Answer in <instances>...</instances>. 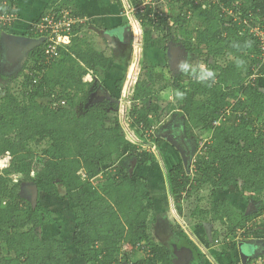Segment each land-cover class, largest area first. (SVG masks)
<instances>
[{"label":"trees","instance_id":"16d2710c","mask_svg":"<svg viewBox=\"0 0 264 264\" xmlns=\"http://www.w3.org/2000/svg\"><path fill=\"white\" fill-rule=\"evenodd\" d=\"M174 1L180 4L181 14L147 9L138 17L143 28H151L164 41L167 63L175 40L185 54L205 57L217 76L211 88L186 77L193 101L185 135L192 138L197 132L201 139H209L194 161V173L183 162L167 172L170 193L182 212L184 203L200 191L211 190L210 209L197 207L193 217L226 226L229 243L224 239L222 249L235 251L239 231H248V235L264 231V227L256 228L257 220L264 224L263 211L240 213L225 200H217L220 190L233 185L251 203L264 196V85H260L264 63L258 71L261 78L249 81L254 67L262 62L253 57L261 51L260 40L251 30H264V0L168 3ZM73 6L74 0H52L49 9L52 13L70 9L82 18ZM6 12L16 14L8 7L1 9ZM80 28L74 27L69 44L59 49L56 58L47 59L43 44L33 48L19 87H5L0 98V163L5 164L0 166V264H71L63 239L41 232L54 228L60 215L26 197L25 185L35 188L39 196L66 203L73 216V244L85 264H120L119 257L131 264L136 251H143L144 257L133 264H172L170 248L157 243L151 233L158 215L147 180L130 174L134 159L147 167L157 157L139 151L127 140L116 115L118 103L109 99L112 96L101 88V82H84L89 71L99 74L107 70L110 58L82 41ZM4 29L12 30L11 26ZM25 36L36 38L29 26ZM246 41H251V48L232 47ZM229 54L244 59L245 68H237ZM158 66L150 65L147 78L139 79L134 87L130 126L141 138L152 124L149 115L157 84L163 83L162 88L169 84L163 74L154 73ZM168 72L173 80L169 85L183 91V83L173 76L170 65ZM122 87L123 81H117L116 88ZM100 91L102 102L91 103ZM168 110L176 112L177 103H171ZM226 110L230 115L221 120ZM218 121L221 123L216 125ZM153 140L159 150L166 142L159 134ZM193 145L198 146L197 139ZM12 176L21 179L14 181ZM179 236L193 244L183 231Z\"/></svg>","mask_w":264,"mask_h":264},{"label":"rangeland","instance_id":"374dc122","mask_svg":"<svg viewBox=\"0 0 264 264\" xmlns=\"http://www.w3.org/2000/svg\"><path fill=\"white\" fill-rule=\"evenodd\" d=\"M17 1L18 0H0V12H1V9H5L7 7L13 10L15 9L17 10V5H18ZM24 1L25 2L27 1V4H28V3H31L32 0H24ZM216 1L217 0H215V2ZM154 2L156 5L155 6L156 8L154 10L155 12H163V13L165 12L166 14L168 15L171 14L173 16H177L182 13L181 9L179 8L180 4L176 3V1H174V3L172 4H169L168 0H154ZM117 3L120 7L121 13L124 14V18L127 20L131 12L129 11L127 12V10L124 8V3L122 0H117ZM136 5L137 3L134 5L135 8H137ZM43 14L46 15L47 12H44ZM230 14H231L230 19H234L233 14L232 13ZM40 15H38L37 18ZM36 20L37 19H35L34 21ZM34 21H32L30 25ZM17 23H19V21ZM17 23H14L13 26H11V29L12 30L14 29V32L12 33H11L12 30L7 32L5 29L3 30V28L5 27H0V98L3 97L4 95L5 87H8V86L12 88L19 87L24 77L23 74L25 73V69H26L25 66L28 61L29 51H31L30 49L25 54V56L19 60L14 59V61L16 62L11 63L13 64L12 67L9 65V62L7 60V48L8 47H7V44L3 41L2 36L4 34H14V35L25 36L26 34L23 31H21L20 28L18 29L16 28V27H19ZM196 23H197V20L196 21L194 20L193 24H196ZM150 26L151 25H149V27ZM132 27L133 26H131V29ZM141 33H142L141 35H143L144 37V40H142L144 42L143 54L145 53L146 55L148 53V56L153 58L151 61H148L146 63L143 61L144 64L143 63L141 64L140 62L142 44L140 43V46H139V44L134 43V38L132 36H131L132 41L130 40V37H128L129 42L127 40L123 44L125 49L127 48V50L132 51L131 52L132 54L129 51V56H127V58L124 57L122 61H119L114 58L116 57L115 54L117 52H118L117 54H119L121 50L117 48L115 49V47L110 46L109 43L103 44L101 42L103 47L106 48L105 53L109 57H112L111 59H113V65H116V66L112 67L111 69L112 73L108 75H106L107 71H103V72L100 71L98 80L101 82L106 92L110 96H112L109 99H111L112 101L114 100L115 102L117 101L118 103L117 111L118 112L116 115L120 117V121H121V115H122L120 113V110L122 109V111H126L127 113L129 112L130 114V112L132 111L134 107V104L132 102L133 93H127V95L126 94L124 95V92H122L125 82L127 81V74H128V73L124 74V72H126L128 68H130V66L132 69L134 64L135 63L137 64V74L134 77L133 86L139 79L147 78L148 69L154 59H158L156 60L157 61L156 65H162L160 66L162 68L157 69L159 67L158 66L156 68L158 71L155 70L154 73H157V72L159 73V70H160V72L164 75V77L169 81V84L173 81L168 72L169 65L172 64V62H170L169 64L164 58L166 57L165 56L166 54L163 52L164 45L162 42L164 41L161 39V37L157 35L155 36L156 33L152 32L151 28L149 31L148 29H145L142 27ZM92 40H89L87 37L85 38L86 43H89L92 47L97 46L98 40L95 41L96 44ZM126 43H127V47L125 46ZM132 46L133 48L129 49ZM171 48L174 54L181 53V56L178 57V61L181 60L182 57L183 58L190 57L193 60L202 61L204 63L206 61L205 57L195 56L191 54L184 55V52H182L183 51L182 45L180 43H177L175 40L171 42ZM174 58H177V56L175 55ZM136 59L138 61H136ZM173 64H176V63L173 61ZM223 64L224 62H222V65ZM144 65H146L145 67L147 66L149 67L146 69H143ZM212 65H213V62H211L210 67H212ZM173 76L176 78L177 81H180L183 83V87H184L183 91H185L186 95L189 96V99H188L189 102L188 101L186 102L185 100H183L181 104H177V109L178 110L181 109L182 114L178 112V110H176V112L169 111L168 109L170 108V105L173 102L168 101L167 96L171 93L173 88L169 84L166 85L167 88H162L163 83L157 84L156 86L157 93L154 96L151 107H150L151 112H150L149 118L151 119L152 124L150 128L145 130L143 138H141L138 135L140 137L139 138L137 134L135 136V138L142 143V147L144 149L155 153L157 159L152 165L147 166V167L137 165L136 169L134 170V174L144 177L147 180V184L150 186V189L152 191V200L155 205L154 212L157 213L158 215V221L154 225L153 229L151 230L152 231L151 233L155 241L161 245L167 246L168 248H170V250H171V247L172 249L173 248L180 249L182 247H186L193 252V254L195 255V260H196L197 258H199L198 257L199 254L197 251L198 246L204 249L205 246L211 245L207 247L210 249H214L216 251L218 250L219 252L216 254H219V255L221 254V249H222L221 246L225 242L223 240L227 239L228 237L227 232H225L227 231V227L220 224L219 222L218 223L212 222L210 219H206V221L202 222V220L199 219L198 217L196 216L193 217V214L196 211L197 207L203 210H207V211L210 209L211 190H205L204 192L200 191L198 195H195L191 200L183 204L182 212L178 211V209L176 208L174 199L170 193V187H169L168 180H167V172L172 167L182 162L181 156L175 150L174 146H172L167 141L163 144L164 146L160 150L156 148V150L153 151V147L151 146V144L154 143L153 137L158 136V133H162L165 131L179 130L184 137V142L186 144V147L190 151L188 167L190 169V174H191V173H194V163H195L194 161L196 160V157L202 154V147L204 146V143L206 142V140L209 139V137H203V136L201 139V137H199V134L197 132H195V137H192V138H189L185 135V122L188 119V116L190 114V108L192 105L190 96L193 95V92L192 90H190L189 81L187 80L186 76H181L180 74H178L176 72V67L174 69ZM120 80L123 81V87L121 89H118L116 88V82ZM260 85H264V81H262ZM159 89L161 90L159 91ZM102 98H103V94H101V91H100L97 98L93 97L90 102L100 103L103 100ZM42 102L46 103L47 100H42ZM185 102H186V105H185ZM109 105L111 106V103ZM122 113L124 114V112ZM121 123H122L124 132L126 130V132L128 133L130 132V129H131V134H133L132 127L129 129L127 126V123H124V124L123 122ZM126 132L125 134L127 136ZM195 139H197L198 141L197 147H194L193 145ZM137 147L141 149V146H137ZM4 165L5 164L3 162L0 163L1 167H4ZM12 178L13 180L16 179L17 181L21 179V177L18 178L16 176H12ZM34 189L35 188H32L31 186L25 185L23 194L26 197H29L34 203L40 202L46 205L49 209L53 210L57 215L58 214L61 215V218H62L61 221H59L54 226V228L53 227L46 228L45 231H41V232L53 234L56 237L63 239V241L66 243L67 255H68V258L71 264H85L81 254L79 253V251L77 250V248H75L73 244L72 227L74 226V223H71L73 216L71 215L70 211L67 209L66 205L64 204L65 202L57 201L55 198L48 197L45 195L39 196L37 195L36 189L35 190ZM217 200L218 201L225 200L229 204L231 205L233 204L236 207L235 209L240 213H246L247 211L248 213H260L261 211H263L264 213V196L262 197L260 201L253 202L254 203L253 204L249 202V199L239 194L237 185H233L232 187L225 189V190H220L218 193ZM262 219H264V217H262ZM256 227L263 228L264 224L262 222H259V224H257ZM180 231H183L184 233L189 235L193 239L195 244H190L186 239L180 237L179 236ZM207 231H212V233L213 231H222L224 235L219 240L218 244L216 243L214 244V243H211L213 240L211 241L209 239ZM262 236H263L262 245H264V235ZM2 247H3L2 244H0V253L3 252ZM244 249L249 254L254 253L252 247H244ZM216 254H214L213 257L216 256ZM221 256H217L218 264H221L222 260L224 259V258H221ZM143 257H144L143 251H136L134 255L132 256L130 263L133 264L136 261L142 259ZM119 259H120L119 260L120 264H127L121 259V257H119ZM262 262H264L263 253H261L258 256L254 255V257L252 258V263L254 264L262 263ZM196 264H199L197 260H196Z\"/></svg>","mask_w":264,"mask_h":264},{"label":"crops","instance_id":"0c3cea01","mask_svg":"<svg viewBox=\"0 0 264 264\" xmlns=\"http://www.w3.org/2000/svg\"><path fill=\"white\" fill-rule=\"evenodd\" d=\"M51 1L52 0H36V1L32 0L31 3L27 4V1L25 2L24 0H18L17 1V4H18L17 10L15 9V11H16V15L18 17L17 22L19 21V23H17V22H15V23H17V25L19 27H16V28L17 29L20 28V30L26 34L27 28L32 21L41 17V15L44 12L48 13L52 10L51 8L49 9ZM122 1L124 3V8H125V2H124V0H122ZM73 9L82 16V19H84V23L79 25V27L81 26V28H80L81 33H80L79 38L84 42H85L86 37L89 40L93 39L92 41H94V43L96 40H98V45L94 46V48L96 50L103 52L108 58H110V64L108 66V70H105V71H107L106 75L111 74L112 73V70H111L112 67L113 66L115 67L116 65H113V59H111L112 57H109L105 53L106 48L103 47L101 42L103 44L109 43L110 46L115 47V49L117 48V49L121 50L119 52V54H117L118 52L115 54L116 57H114V58L119 60V61H122L124 59V57L127 58V56H129L130 50H127V48L125 49V47L123 46V44L125 42H123V44L121 42L127 41L128 37H130V40H131V36H132L134 38V43H138V44L141 43L142 44L141 60H140L141 64L143 63V61L146 63V62L151 61L153 59V58L143 54L144 42L142 40H144V37H143V35H141L142 34L141 31H142V27H143L142 24L141 23L135 24V23H133V21L131 22L128 15H127V17L129 20L128 19L126 20L124 18V14L121 13V10H120V7L117 3V0H74ZM65 10L70 11V9H66V8H65ZM38 15H40V16L37 18ZM87 24H88V26H87ZM130 24H131V26H133L132 29H131ZM127 28H129V29L127 30ZM138 29L140 31L139 33H137ZM12 32H14V29L11 31V33ZM18 36H21V35H18ZM128 42H129V40H128ZM130 44H131V42H130ZM125 46L127 47V43ZM139 46H140V44H139ZM132 48H133V46L130 47L129 49H132ZM131 52L132 51H130V53ZM156 60H158V59H154L151 65H156L157 64ZM145 66L146 65H144L143 69H146L147 67H149V66H147V67H145ZM130 68H131V66H130ZM130 68H128V70L126 72H124V74L128 73L127 77L129 76V79H130V74H131ZM159 68H162V67L159 66L157 69H159ZM122 71H123V69H122ZM160 73L161 72L159 70V73L157 72V74L161 75L162 73L161 74ZM136 74H137V71H136L135 75ZM98 76H99V74H95L93 71H89V73L84 77V82L92 83L94 81V79H97V80L99 79ZM101 88H103V87H101ZM123 90H124V88H123ZM123 90H122V92H123ZM133 92H134V89H133ZM190 97H191V104H192L193 95ZM188 99H189V96L186 95L184 100L187 102ZM186 102H185V105H186ZM181 111H182L181 109L178 110V112L182 113ZM190 111H191V108H190ZM148 188H149V190L151 192V196H152V191H151L149 185H148ZM64 204L66 205V203H64ZM66 207H67V205H66ZM262 217H264V213H262V215L260 216V218H262ZM61 219L62 218L60 215V217L57 218L56 224L59 221H61ZM259 222L260 221L257 220V224H259ZM71 223H73V220ZM252 225H253L252 223L248 224V229H250L252 227ZM256 228L262 229V228H258V227H256ZM72 230H73V227H72ZM219 232H220V234H219ZM225 232H227V231H225ZM247 232L248 231H239L237 241L239 242V245L243 243L245 247H252L253 248L254 253L250 257V259H249V261H250V260H252L254 255L258 256L261 253L264 254V245H262L263 244L262 243L263 242L262 241V237H263L262 235H264V231L258 230L254 233L251 232L249 235L247 234ZM207 233H208L209 239L211 241L213 240L211 243H214V244L216 243V241L219 243V240L224 235L222 231H213V233H212V231H207ZM217 235L219 238L214 240ZM188 237L192 240L193 244H195L193 239L189 235H188ZM260 238H261V240H260ZM218 243H216V244H218ZM226 243H229V241L227 240ZM207 246L209 247L211 245H207ZM207 246H205L204 249H202L200 246H198V248H197V251L199 252V261H200L199 264H218L217 256H221V255H223V256H221V258H224L222 260L221 264H232V263H241L242 264V262L240 260L241 258H240L239 248L235 251H227V252H224L223 249H221V254L219 255V254H216L219 252L218 250L216 251L214 249H210ZM221 247H223V245ZM184 248H186V247H184ZM214 254H216V256L213 257Z\"/></svg>","mask_w":264,"mask_h":264},{"label":"built area","instance_id":"2783aa9c","mask_svg":"<svg viewBox=\"0 0 264 264\" xmlns=\"http://www.w3.org/2000/svg\"><path fill=\"white\" fill-rule=\"evenodd\" d=\"M125 2V9L127 12H131L129 15V18L133 23L140 24L141 21L138 19L139 15H145L147 12V9L155 10V2L154 0H124ZM137 3L135 8V4ZM17 20L15 13H1L0 12V27H10L12 26ZM84 23V19L81 17L73 15L69 10H61L59 13H52L49 12L46 15H42L39 19L34 21L30 26L29 30L30 32L36 36L34 39H43V45L45 46V56L47 59H53L59 56V49L61 47L66 46L72 37L73 29L77 25H81ZM251 32L254 34L255 37H257L260 40V51L261 54L259 55L254 54L253 57H258V59L261 62L260 65H256L253 69L254 74L250 77L249 81L256 80L258 78H261L258 74V71L260 67L264 63V30L259 29L258 27L253 28ZM134 80L128 79L126 81V84L124 86V95L127 93H133V86ZM65 104V103H63ZM124 112V114L122 113ZM121 115V121L124 123H127L128 128H131L130 118H129V112L120 110ZM230 115V110H226L222 113L221 120H225ZM240 116V114H238ZM221 121H218L216 125H219ZM122 124V123H121ZM123 127V126H122ZM126 132V130H125ZM127 133V132H126ZM136 133L133 130V134L130 132L127 133V140H129L131 143L141 146V149L139 151H147L142 147V143L135 138ZM153 147V151L156 150L157 145L155 143L151 144ZM143 148V149H142ZM150 152V151H147ZM155 154L154 152H151ZM16 181V179H15ZM229 241V240H228ZM216 243H218L216 241ZM254 264V263H251ZM256 264V263H255ZM257 264H264L257 263Z\"/></svg>","mask_w":264,"mask_h":264},{"label":"water","instance_id":"95a60500","mask_svg":"<svg viewBox=\"0 0 264 264\" xmlns=\"http://www.w3.org/2000/svg\"><path fill=\"white\" fill-rule=\"evenodd\" d=\"M3 41L7 44V56L14 59H21L25 56V54L31 49L35 48L36 46L43 43V39H34L29 38L26 36H18L13 34H4L2 36ZM184 51V50H183ZM30 52V51H29ZM185 52V51H184ZM159 137L163 138L165 141L170 143L172 146L175 147V149L180 153L182 162L186 168H188V162H189V156L188 151L186 148H184L181 144L182 143H176L174 140H171L163 133H159ZM137 166V160L134 159L131 162V169L130 174L132 175L134 173V170ZM35 190V189H34ZM37 192V191H36ZM244 244L239 245V253L242 264H247L250 257L253 254H249L244 249ZM174 260L172 264H192L194 256L193 252L188 248H174Z\"/></svg>","mask_w":264,"mask_h":264},{"label":"clouds","instance_id":"9594fccd","mask_svg":"<svg viewBox=\"0 0 264 264\" xmlns=\"http://www.w3.org/2000/svg\"><path fill=\"white\" fill-rule=\"evenodd\" d=\"M204 6L206 7L207 5ZM232 47L235 49H240L241 47L251 48L252 43L251 41H246L243 46L239 43H234ZM229 58L234 61L237 68L240 69L245 68L246 62L244 59H241L239 57H233L231 54H229ZM175 67H176V72L178 74H180L181 76H186L195 83L200 84L202 86L211 88L216 83L217 73L211 68H209L202 61H197L191 59L190 57H186L176 62ZM128 79L129 76L127 77V80ZM185 96H186L185 91H182L180 89H173L171 93L167 96V99L170 102L178 104L185 99Z\"/></svg>","mask_w":264,"mask_h":264},{"label":"flooded vegetation","instance_id":"af4514ba","mask_svg":"<svg viewBox=\"0 0 264 264\" xmlns=\"http://www.w3.org/2000/svg\"><path fill=\"white\" fill-rule=\"evenodd\" d=\"M182 52H184V51H182ZM177 56V58H174V56ZM184 55H186L185 54V52H184ZM179 56H181V53L180 54H174V52H173V50H172V48L170 47V50L168 51V57H169V61L170 62H172V64H170V62H169V64H170V67H171V69L173 70V72H174V69H175V64H173V61L176 63V61H178V57ZM183 56V55H182ZM167 58V57H166ZM182 59H184L183 57H182ZM7 60H8V62H9V65L12 67V65L13 64H11V63H13V62H16V61H14L11 57L9 58L8 56H7ZM14 64H16V63H14ZM164 135H165V137L167 136L168 138H170L171 140H174L176 143H182L181 145L184 147V148H186L187 149V151H188V156H189V158H190V151L188 150V148L186 147V144H185V142H184V137H183V135L181 134V132L179 131V130H175V131H165V132H162ZM160 135V134H159ZM175 148V147H174ZM176 150V149H175ZM177 151V150H176ZM178 152V151H177ZM178 154L180 155V153L178 152ZM181 156V155H180ZM182 159V158H181ZM182 248H184V247H182ZM174 249V248H173ZM173 249H172V247H171V251H172V256H173V260L175 259L174 258V251H173ZM181 249V248H180ZM198 254H199V252H198ZM193 256H194V259H193V262H192V264H196V260L198 261V262H200L199 261V258H197L196 260H195V255L193 254ZM199 257V256H198Z\"/></svg>","mask_w":264,"mask_h":264},{"label":"bare ground","instance_id":"6f19581e","mask_svg":"<svg viewBox=\"0 0 264 264\" xmlns=\"http://www.w3.org/2000/svg\"><path fill=\"white\" fill-rule=\"evenodd\" d=\"M140 31H139V29H138V33H139ZM139 38V37H138ZM140 39V38H139ZM138 44V43H137ZM140 44V43H139ZM137 46V45H136ZM137 49H138V47H137ZM140 57V56H139ZM137 61V60H136ZM134 63V62H133ZM131 69V68H130ZM136 71H137V64L135 63L134 64V66H133V68L131 69V74H130V78H131V80H133L134 79V76H135V73H136Z\"/></svg>","mask_w":264,"mask_h":264}]
</instances>
